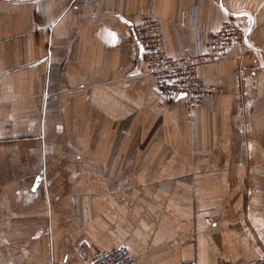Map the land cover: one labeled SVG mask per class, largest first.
Listing matches in <instances>:
<instances>
[{
  "label": "crops",
  "instance_id": "0c3cea01",
  "mask_svg": "<svg viewBox=\"0 0 264 264\" xmlns=\"http://www.w3.org/2000/svg\"><path fill=\"white\" fill-rule=\"evenodd\" d=\"M175 57L232 19L191 116L133 29ZM211 218L205 224L204 217ZM250 264L264 256V0H0V264Z\"/></svg>",
  "mask_w": 264,
  "mask_h": 264
},
{
  "label": "built area",
  "instance_id": "2783aa9c",
  "mask_svg": "<svg viewBox=\"0 0 264 264\" xmlns=\"http://www.w3.org/2000/svg\"><path fill=\"white\" fill-rule=\"evenodd\" d=\"M133 35L155 90L164 101L181 100L186 114L191 116L201 99L222 92L220 86L208 84L199 76L198 67L225 58L230 47L242 41L244 33L240 24L227 19L218 28L206 32L205 38L198 31L193 49L185 48L187 53L182 57L167 53L159 21L153 16L143 15ZM204 222L210 224L211 218L204 217ZM90 264H133V261L122 246H116L110 250H95ZM181 264L194 263L183 261ZM250 264H264V256L253 259Z\"/></svg>",
  "mask_w": 264,
  "mask_h": 264
}]
</instances>
